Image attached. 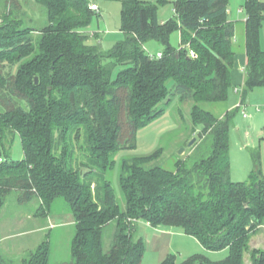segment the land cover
<instances>
[{
	"label": "trees",
	"instance_id": "16d2710c",
	"mask_svg": "<svg viewBox=\"0 0 264 264\" xmlns=\"http://www.w3.org/2000/svg\"><path fill=\"white\" fill-rule=\"evenodd\" d=\"M93 1L35 0L45 25H18L16 17L0 23V215L13 193L21 204L37 202L38 217L65 202L75 234L64 264H142L140 220L181 228L209 252L228 251L220 262L196 254L182 264H244L251 238L264 228V173L253 156L248 179L232 180L230 131L239 109L217 115L204 107L228 103L232 91L237 23L229 20V0H176L175 17L165 23L158 12L168 0H114L123 6L124 39L110 51L88 43L87 29L102 15L91 9ZM242 8L245 101L264 87V1L245 0ZM150 42L161 46L162 58L147 54ZM176 98L192 102V137L202 126L193 153L174 170L156 163L163 150L123 159L119 202L109 178L115 156L134 149L138 131ZM17 136L25 158L10 161ZM254 254L253 264H264V251ZM0 264L16 263L0 253ZM19 264H52L50 237ZM160 264H176V256Z\"/></svg>",
	"mask_w": 264,
	"mask_h": 264
},
{
	"label": "rangeland",
	"instance_id": "374dc122",
	"mask_svg": "<svg viewBox=\"0 0 264 264\" xmlns=\"http://www.w3.org/2000/svg\"><path fill=\"white\" fill-rule=\"evenodd\" d=\"M155 2V0H143ZM264 1V0H262ZM176 0H168V3L159 6L160 22H167L175 17ZM0 0V23L6 24L14 17L18 25L25 24L39 28L46 24L47 17L43 14L41 7L35 0ZM245 0H229L228 16L240 19L244 17L245 11L241 9ZM102 13L100 18H94L91 26L87 29L90 45H100L105 51H110L118 42L123 41L122 27V3L114 0H95ZM230 11V12H229ZM11 13V17L10 14ZM5 20V22H4ZM35 28V29H36ZM240 34L243 37L244 24H239ZM261 41L264 43V23L261 29ZM171 44L178 47L180 44L179 32L171 36ZM149 56H155L162 51L156 42H150L146 46ZM123 68L118 67L114 71V79ZM244 98V92L231 91L228 103L206 104L204 107L215 114L224 113L227 109L237 105ZM168 102L160 107L168 106ZM247 105L239 108L230 131V155L232 180L245 181L250 172L255 168L253 156L259 161L264 173V88L256 87L246 99ZM164 105V106H163ZM192 102L182 103L179 98L172 100L166 111L150 123L140 129L136 137V145L132 150L120 151L115 156V169L109 173V178L115 189L119 202L124 204V197L119 185V170L123 159L144 157L163 150L157 164L169 170H174L178 161L186 160L190 153V143L196 139L197 134L202 131L198 127L196 136L192 137V124L190 118ZM232 108V109H233ZM183 113V117L181 115ZM243 113L247 118H243ZM252 123V130L249 124ZM239 128L240 130L236 129ZM251 131V143L249 149L241 147L240 134ZM243 135V134H242ZM192 137V138H191ZM198 137V136H197ZM197 140V139H196ZM198 142H200L198 138ZM196 143V141H195ZM192 145V147L195 145ZM185 152L181 154V150ZM193 151L191 150L192 154ZM25 158L22 142L16 137L9 160L21 161ZM18 195L13 193L0 215V253L11 258L19 264L23 257L35 251L40 244L50 237L52 243V264H64L70 260V243L75 234L74 216L68 205L58 201L50 216H36L39 208L37 202L21 204ZM115 229L109 226L104 235V249L109 251L113 243ZM137 233L144 239L146 245L142 264H160L168 255L176 256V264H182L188 258L196 254L206 255L212 262L225 260L224 254L217 255L205 251L199 242L191 236L186 235L181 228H152L145 220L137 224ZM249 251L244 255V264H253L254 252L264 251V228L259 229L251 238Z\"/></svg>",
	"mask_w": 264,
	"mask_h": 264
},
{
	"label": "crops",
	"instance_id": "0c3cea01",
	"mask_svg": "<svg viewBox=\"0 0 264 264\" xmlns=\"http://www.w3.org/2000/svg\"><path fill=\"white\" fill-rule=\"evenodd\" d=\"M241 9H243V8L241 7ZM243 11H244V9H243ZM229 20L231 22L237 23L236 37H235V40H234L236 56H235V61H234V67H233V70H232V91L235 90V92H237V91L238 92H240V91L244 92L245 83H246V76H247L248 59H247V54H246V49H245V36H244V33H243V37L242 38L239 37V34L241 32L240 29H239V24H241V23L243 24V22L246 21V15L244 17H242L240 19V21H239V19H235V18L231 19L230 16H229ZM261 46H262V49L264 50V43H262V41H261ZM261 88H264V87H261ZM242 101H243V98H242V100H240L239 107L237 105H235L234 108L232 107L233 109L231 107L229 109L230 110L239 109V108L247 105L246 100L243 101V102ZM244 115H246V114L243 113V118L246 119L247 115H246V117ZM252 123L254 124V122H251L249 124V127H248L251 130H252ZM236 129L240 130L238 127ZM250 132L249 131H245L244 133H242L243 135L240 134L241 135L240 139H241V142H242L240 149L243 148L244 151L249 149L250 146L252 145L251 139H250L252 133H250ZM233 172H234V170H233V167H232V174H233ZM249 176H250V174H249ZM236 182H239V181H236ZM214 253H217V255L225 253L224 254L225 259L228 256V251L227 250H224V251H221V252H214Z\"/></svg>",
	"mask_w": 264,
	"mask_h": 264
},
{
	"label": "built area",
	"instance_id": "2783aa9c",
	"mask_svg": "<svg viewBox=\"0 0 264 264\" xmlns=\"http://www.w3.org/2000/svg\"><path fill=\"white\" fill-rule=\"evenodd\" d=\"M91 9L92 10H95V11H99L100 10V8H99V6L97 5V4H92L91 5ZM162 56H163V54H162V52H160V53H158V54H156L155 56H150L152 59L153 58H157V59H159V58H162ZM245 117H246V115H244ZM1 161V160H0Z\"/></svg>",
	"mask_w": 264,
	"mask_h": 264
},
{
	"label": "water",
	"instance_id": "95a60500",
	"mask_svg": "<svg viewBox=\"0 0 264 264\" xmlns=\"http://www.w3.org/2000/svg\"><path fill=\"white\" fill-rule=\"evenodd\" d=\"M36 83H38V79H36ZM196 139H194L191 143H190V147H192V145L195 143ZM185 152L184 149L181 150V154H183Z\"/></svg>",
	"mask_w": 264,
	"mask_h": 264
}]
</instances>
